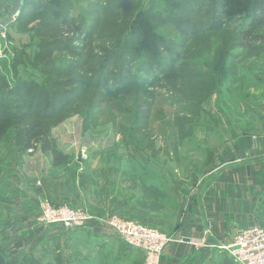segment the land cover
<instances>
[{
  "label": "rangeland",
  "instance_id": "1",
  "mask_svg": "<svg viewBox=\"0 0 264 264\" xmlns=\"http://www.w3.org/2000/svg\"><path fill=\"white\" fill-rule=\"evenodd\" d=\"M0 27V179L27 144L40 148L43 162V151L59 145L75 162L119 151L123 185L149 207L147 189L166 194L174 175L210 163L221 151L217 132L233 126L231 112L245 114L257 92L264 95V0H25ZM48 199L63 204L42 195L40 220L61 224L42 219ZM70 207L91 217L85 222L116 215L156 227L133 215ZM156 229L172 238L162 264L167 246L182 238ZM6 230L2 246L10 242ZM107 230L113 233L105 240L89 234L98 240L50 261L36 249L7 260L10 243L0 252L4 264H145V253L119 228ZM220 247L197 259L181 252L176 262L239 264Z\"/></svg>",
  "mask_w": 264,
  "mask_h": 264
},
{
  "label": "crops",
  "instance_id": "2",
  "mask_svg": "<svg viewBox=\"0 0 264 264\" xmlns=\"http://www.w3.org/2000/svg\"><path fill=\"white\" fill-rule=\"evenodd\" d=\"M13 4L14 0H0V19L11 12ZM257 93L256 102H251L245 114L231 112L234 123L230 129L217 132L220 153L215 151L205 166L197 164L182 176L174 175L167 182L166 194L153 192L149 207L139 202L148 198L130 196L123 185L121 177L127 168L119 151L104 150L98 153L101 156L94 153L88 161L75 162L71 159L75 155L59 145L64 160L56 161L54 153L43 151L47 159L43 162L40 148L22 150L20 160L10 164V174L0 179V228L7 229L3 238L10 234V242L3 239L0 250L10 243L7 260L25 259L36 254V249L41 260L50 261L68 251L77 252L83 241L90 244L113 233L97 220L70 231L60 229L67 228L63 224L43 223L39 218L42 195L85 206L94 216L133 215L182 238L167 246L162 264H178L181 256L191 259L198 254L199 258L206 251H220L239 230L264 225V135L262 117L257 120L259 115L255 117L257 111L252 109L258 105L259 113L264 114V95ZM227 137L231 139H224ZM115 152L118 154L111 156ZM93 233L98 238L87 236ZM202 241L205 246H200ZM181 252L186 255L179 256Z\"/></svg>",
  "mask_w": 264,
  "mask_h": 264
},
{
  "label": "built area",
  "instance_id": "3",
  "mask_svg": "<svg viewBox=\"0 0 264 264\" xmlns=\"http://www.w3.org/2000/svg\"><path fill=\"white\" fill-rule=\"evenodd\" d=\"M70 206L66 203L57 205L48 199L43 205L42 219L48 223H61L71 228L83 225L91 218L84 214L82 209L76 210ZM100 220L111 228H119L121 237L129 245L141 249L145 253V264H158L164 247L172 240L156 227L116 215ZM226 248L239 264H264V226L254 225L239 230Z\"/></svg>",
  "mask_w": 264,
  "mask_h": 264
},
{
  "label": "trees",
  "instance_id": "4",
  "mask_svg": "<svg viewBox=\"0 0 264 264\" xmlns=\"http://www.w3.org/2000/svg\"><path fill=\"white\" fill-rule=\"evenodd\" d=\"M25 1V0H24ZM22 7H24V2H23V4H22ZM22 7H21V9H22ZM48 24L47 25H53L54 24V22H47ZM63 119V118H62ZM61 119V120H62ZM28 143H30V142H28ZM30 147V145L29 144H27L26 146H24V148H23V150L24 149H28ZM46 150V149H45ZM46 151H49V150H46ZM52 151V153H54V156H55V159H56V161L57 160H59V161H63L64 160V156L62 155V153L60 152V150L56 147L55 149H53V150H51ZM146 170V169H145ZM155 190L156 189H154V190H152V189H150V190H146V192L147 193H151L152 194V196L154 195V193L153 192H155ZM151 194H148V195H151Z\"/></svg>",
  "mask_w": 264,
  "mask_h": 264
},
{
  "label": "water",
  "instance_id": "5",
  "mask_svg": "<svg viewBox=\"0 0 264 264\" xmlns=\"http://www.w3.org/2000/svg\"><path fill=\"white\" fill-rule=\"evenodd\" d=\"M23 2L24 0H14L13 8L10 12L12 16H17L19 14ZM0 264H4V258L2 255H0Z\"/></svg>",
  "mask_w": 264,
  "mask_h": 264
}]
</instances>
